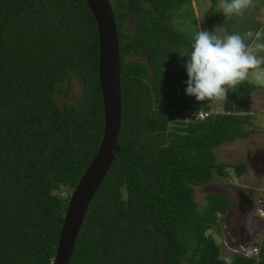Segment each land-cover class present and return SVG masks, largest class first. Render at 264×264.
Here are the masks:
<instances>
[{"label":"trees","instance_id":"16d2710c","mask_svg":"<svg viewBox=\"0 0 264 264\" xmlns=\"http://www.w3.org/2000/svg\"><path fill=\"white\" fill-rule=\"evenodd\" d=\"M108 1L119 52L120 150L69 264H264V240L258 259H221L212 226L220 230L230 201L210 194L199 209L194 200L195 187L227 177L228 167L244 173L241 164L217 163L213 150L248 138L244 96L264 88L240 81L222 112L196 120L205 111L185 94L183 66L193 40L171 26L191 0ZM97 65V28L84 0H0V264H52L69 201L57 191H73L102 137ZM73 78L80 97L59 104L58 86L68 92Z\"/></svg>","mask_w":264,"mask_h":264},{"label":"rangeland","instance_id":"374dc122","mask_svg":"<svg viewBox=\"0 0 264 264\" xmlns=\"http://www.w3.org/2000/svg\"><path fill=\"white\" fill-rule=\"evenodd\" d=\"M190 3L189 7L178 12L171 22L172 29L176 33L194 40L199 30L212 32L217 27H221V36L240 34L246 44H252L255 53L260 52L258 56L264 55V50L255 48V43H264V0H252V3L240 13H232L227 17H224L222 10L217 7L219 0L213 3L211 0H191ZM192 19L195 20V24L191 23ZM209 20L211 24H208ZM131 26L130 21L126 23L127 28ZM248 31L258 33L259 36L248 38L244 35ZM261 67L264 68V64ZM254 71L256 70H250L248 78L243 81L264 88V84L258 82L252 75ZM70 85L68 92L65 83L58 86L55 99L59 104L66 102L74 105L80 97L82 85L79 80L73 78ZM223 101L224 98L202 102V110L210 115L220 113ZM243 111L250 117L249 124L244 127L249 132L248 138L222 145L215 148L213 153L217 163L241 164L244 173L236 176L233 169L228 167L227 177L215 175L212 182L194 188V200L199 209L204 206L205 198L210 194L221 193L230 201L229 210L219 224L220 230L216 225L212 226L213 234L220 245L221 259L233 255L232 249L246 248L252 244L251 241L260 243L264 240V217H255L256 207L249 203L256 199L264 202V91L262 89H256L244 96ZM175 128V124L170 125V129ZM71 194L72 191L66 188L57 191V195L61 198L70 197ZM247 216H249L248 220Z\"/></svg>","mask_w":264,"mask_h":264},{"label":"water","instance_id":"95a60500","mask_svg":"<svg viewBox=\"0 0 264 264\" xmlns=\"http://www.w3.org/2000/svg\"><path fill=\"white\" fill-rule=\"evenodd\" d=\"M98 35V80L103 111L101 141L90 164L69 197L52 264H69L89 205L107 175L115 155L121 121L117 28L108 0H84Z\"/></svg>","mask_w":264,"mask_h":264},{"label":"clouds","instance_id":"9594fccd","mask_svg":"<svg viewBox=\"0 0 264 264\" xmlns=\"http://www.w3.org/2000/svg\"><path fill=\"white\" fill-rule=\"evenodd\" d=\"M251 3L252 0H219L217 7L227 17L232 13H240ZM221 31V27L212 32L199 30L191 44L187 63L183 65L188 76L185 94L195 97L201 103L225 98L235 85L248 78L249 70H256L252 75L264 84V68L261 67L264 64V55L257 56L252 50V44H246L240 34L221 36ZM244 35L248 38L259 36L252 31ZM255 48L264 50V43H255ZM204 115L198 111L194 118H202ZM254 202L249 201L251 206ZM251 243L250 245L258 248L259 253L261 242ZM258 253L248 258L258 259Z\"/></svg>","mask_w":264,"mask_h":264},{"label":"built area","instance_id":"2783aa9c","mask_svg":"<svg viewBox=\"0 0 264 264\" xmlns=\"http://www.w3.org/2000/svg\"><path fill=\"white\" fill-rule=\"evenodd\" d=\"M202 113H204L205 115L202 117V118H195L196 120L198 119V120H203V119H205L207 116H208V113L207 112H202ZM193 117H194V115H193ZM254 207H256V210H257V213H256V215H255V217L257 216V218L259 217V216H261V217H264V214H263V211H264V202L263 201H261L260 199H257V200H255V202H254ZM247 208V207H246ZM247 210H248V208H247ZM248 217L249 216H247V220H248ZM247 222V221H246ZM251 223V222H250ZM249 223V224H250ZM244 246V245H243ZM232 250H234L233 252V254H241V255H244V256H246V257H249V256H252V255H255V254H257L258 253V248L257 247H253L252 245H248V246H246V248L244 247H241V248H239L238 250L237 249H232ZM232 250H231V252H232Z\"/></svg>","mask_w":264,"mask_h":264},{"label":"crops","instance_id":"0c3cea01","mask_svg":"<svg viewBox=\"0 0 264 264\" xmlns=\"http://www.w3.org/2000/svg\"><path fill=\"white\" fill-rule=\"evenodd\" d=\"M255 54L258 56V55L260 54V52H256ZM249 71H250V70H249Z\"/></svg>","mask_w":264,"mask_h":264}]
</instances>
